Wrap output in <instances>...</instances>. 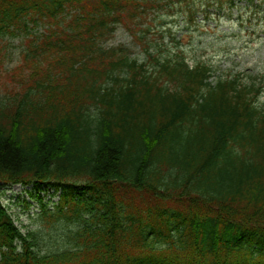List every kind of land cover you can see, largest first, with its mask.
I'll return each instance as SVG.
<instances>
[{"label":"trees","instance_id":"obj_1","mask_svg":"<svg viewBox=\"0 0 264 264\" xmlns=\"http://www.w3.org/2000/svg\"><path fill=\"white\" fill-rule=\"evenodd\" d=\"M160 2L173 9L176 1ZM110 3L0 0V35L19 30L27 15L51 19L73 10L72 26L86 28L98 55L45 69L40 90L37 80L25 90L23 76L15 91L3 90L0 189L26 178H110L88 199V188L80 198L61 197L50 214L41 203L38 223L63 232L51 249L32 230L18 233L0 203V246L21 239V250L9 249L1 264H264V80L222 76L208 86L209 62L165 52L159 65L132 61L128 78L110 81L120 72L112 61L123 56L94 44ZM134 5L144 16L160 6ZM104 56L113 57L109 69L99 63ZM157 185L169 196L193 197L196 211H174L152 196Z\"/></svg>","mask_w":264,"mask_h":264},{"label":"rangeland","instance_id":"obj_2","mask_svg":"<svg viewBox=\"0 0 264 264\" xmlns=\"http://www.w3.org/2000/svg\"><path fill=\"white\" fill-rule=\"evenodd\" d=\"M203 0H200L202 3ZM202 8L204 5L202 4ZM261 8L264 9V2L261 5ZM160 11V10H159ZM262 13H260V16ZM201 16V15H200ZM235 18L221 19L220 23L215 22L213 19L202 20L200 17L198 20H201L203 26L196 27L194 30V43H197L198 48H188L187 55L190 58V61L197 60L200 57H203L207 60H210L213 56L211 51L206 48L216 47L220 44V49L217 52L218 59L220 60V68L231 69L233 72L240 71L243 75L251 72L264 71V38L255 42V38L250 35L252 34L253 28H257V32L264 36V23L256 24V20L245 18L242 23H239L237 20V13ZM210 25V27H206ZM43 25H38L36 28L31 30L32 34L39 33L42 31ZM216 26V27H215ZM193 27V26H192ZM215 27L213 31H210V37H206L202 42L201 38H204V29ZM197 35L200 36V38ZM26 37H30L29 34H19L9 38H6L3 41H0V55H4V62L1 64L0 69V94H2L4 89L14 90L10 87V80L4 78L7 74L15 73L19 67L25 66L23 61V56L20 58V51L22 49L26 50V45L24 40ZM183 41H187V36H184ZM125 44L129 46L132 50L133 55L143 56V53L140 51L138 45H136L132 37L126 32L122 26H118L114 31L111 39L108 41L109 45L116 44ZM201 48H206V55L201 53ZM7 70V71H4ZM15 91V90H14ZM15 208V207H14ZM20 220H23L22 218ZM18 225H22V222L15 220ZM57 235L60 234L61 230H54ZM55 239V234L51 233L46 235L45 241L48 244L53 243Z\"/></svg>","mask_w":264,"mask_h":264}]
</instances>
